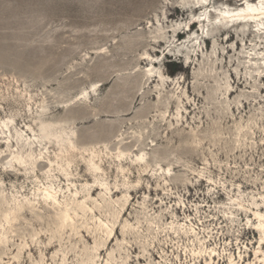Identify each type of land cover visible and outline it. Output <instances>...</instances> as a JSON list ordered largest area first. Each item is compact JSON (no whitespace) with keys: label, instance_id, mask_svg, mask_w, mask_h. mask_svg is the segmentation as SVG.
Returning <instances> with one entry per match:
<instances>
[{"label":"rangeland","instance_id":"374dc122","mask_svg":"<svg viewBox=\"0 0 264 264\" xmlns=\"http://www.w3.org/2000/svg\"><path fill=\"white\" fill-rule=\"evenodd\" d=\"M188 1L0 0V264H204L185 226L213 264H263L264 34L204 42Z\"/></svg>","mask_w":264,"mask_h":264},{"label":"bare ground","instance_id":"6f19581e","mask_svg":"<svg viewBox=\"0 0 264 264\" xmlns=\"http://www.w3.org/2000/svg\"><path fill=\"white\" fill-rule=\"evenodd\" d=\"M208 1L209 0H194L192 2L188 1L186 4H184L181 7V10L183 11V13L193 12V11L203 12V14L200 15L198 18L192 17V19L189 21V23L185 27L187 32H191L192 28L198 26L199 31H201V34H202L201 39H203L204 42L211 39L209 37V32H208L209 26H215L214 28L216 32L227 34L229 35V37L232 34L231 33L232 28L234 27L239 28V27H245V26L253 27L252 32L264 34V0H239L238 2H240L241 4L239 9H233V10L227 9L223 12H218V13L214 11V14H212V17L206 16L202 18V16L205 15L204 12H206L211 7V3ZM209 13H212V12L210 11ZM191 23H194V24L190 26ZM199 31L197 30V34H200ZM175 33H176L175 37L178 38L182 32L174 31V34ZM177 41H180V39L178 38ZM191 48L194 49V46H192ZM247 59H249L250 61L262 62L264 60V57L263 56L262 57L249 56L247 57ZM149 66H151V64ZM260 68L261 67L257 69H260ZM145 78L147 82H157L163 85L165 84V80L162 77V75L153 74L152 67L148 70V73L145 75ZM247 80L248 79H246V81ZM91 88H92V91H94V85ZM226 93L228 96H230L233 92L226 90ZM84 97H85V92L83 91L80 93L78 98L83 99ZM1 126H2L1 135L4 136L5 129H8L7 123L0 122V127ZM54 138H56L59 142L58 143L59 154H65L67 152L68 147L70 146V139L67 136L65 138L54 136ZM48 143H50V139L47 138L46 136V139L44 141H39V146H43V149L46 150V146L48 145ZM63 143H66V144H63ZM65 145H68V147L67 146L64 147ZM58 156H59L58 154H55L56 158ZM14 158L16 159L15 156ZM142 161H143V155H139V156H136L134 163L140 164ZM37 191H39L41 200L43 203H50V202L56 203V192L53 191L52 189L48 187H44L43 189L38 188ZM255 217L258 220V225L256 226V229L264 237V214L258 212L255 214ZM59 220L61 222V226H64V224H67L68 222H70L71 224L74 222L73 218L70 216L68 209H65V211L60 215ZM100 224L101 226L107 228L106 223L100 222ZM186 227L187 226H185V228H181V227H178L176 229L171 228V230H173L174 239H182V238L189 239V237L190 238L193 237L194 240H192V246L194 247L191 250H189L190 254L196 258H199V257L207 258L208 257L209 261L205 259L204 264H211V263L213 264L216 251L214 249L207 248L204 244V241H202L198 237V235L193 230V228L191 227L186 228ZM106 235L108 238H110L111 231L107 232ZM154 239L155 238H152L151 241L154 242ZM194 242H196L197 246H195ZM228 262L229 264H235V260H233L232 257L228 258ZM262 262L264 264V252L262 253Z\"/></svg>","mask_w":264,"mask_h":264}]
</instances>
